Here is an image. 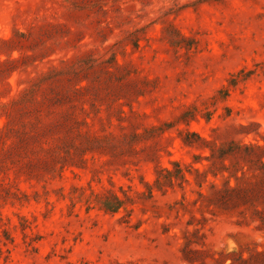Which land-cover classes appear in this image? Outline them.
Instances as JSON below:
<instances>
[{
  "label": "rangeland",
  "instance_id": "obj_1",
  "mask_svg": "<svg viewBox=\"0 0 264 264\" xmlns=\"http://www.w3.org/2000/svg\"><path fill=\"white\" fill-rule=\"evenodd\" d=\"M0 264H264V0H0Z\"/></svg>",
  "mask_w": 264,
  "mask_h": 264
},
{
  "label": "trees",
  "instance_id": "obj_2",
  "mask_svg": "<svg viewBox=\"0 0 264 264\" xmlns=\"http://www.w3.org/2000/svg\"><path fill=\"white\" fill-rule=\"evenodd\" d=\"M227 155H228V153H227L226 151H223V152L221 153V158H222V159H225V158L227 157ZM175 166L178 167L179 165L175 163ZM223 169H226L224 165H223ZM167 172H168V171H167ZM168 173H169V172H168ZM169 174H170V173H169ZM181 179L183 180V182H188V180L186 179V177H185L184 175H181ZM227 189H228V191H230V192H233V193L236 192V191H235L236 189H235V188H234V189L231 188L230 186H228V184H227ZM223 199H225V198H223ZM119 207H121V204H120V202L117 200L116 205H115L113 208H108V209H109L108 211L116 212V210H118Z\"/></svg>",
  "mask_w": 264,
  "mask_h": 264
}]
</instances>
